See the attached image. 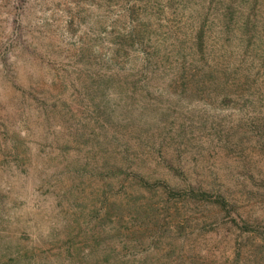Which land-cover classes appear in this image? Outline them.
<instances>
[{"label": "rangeland", "instance_id": "rangeland-1", "mask_svg": "<svg viewBox=\"0 0 264 264\" xmlns=\"http://www.w3.org/2000/svg\"><path fill=\"white\" fill-rule=\"evenodd\" d=\"M150 52L171 94L144 115ZM125 168L197 196L132 258L264 264V0H0V264H97Z\"/></svg>", "mask_w": 264, "mask_h": 264}, {"label": "trees", "instance_id": "trees-1", "mask_svg": "<svg viewBox=\"0 0 264 264\" xmlns=\"http://www.w3.org/2000/svg\"><path fill=\"white\" fill-rule=\"evenodd\" d=\"M144 67L140 70L132 68L133 84L129 99L133 102L149 101L143 110L144 115L157 110L154 107L160 99L171 94L169 89L163 92L156 89V76L165 71L164 65L156 58L154 52L143 57ZM155 68H154V67ZM186 74L179 78L185 81ZM144 106V105H143ZM143 117V116H142ZM143 127L136 126L135 130H144L149 120L143 118ZM141 122V120H139ZM139 125V124H138ZM128 168V167H127ZM119 169L103 176L99 182L101 191L97 199V264H147L148 258L131 257L126 251H131L135 245L143 246L147 238L158 237V230L172 227L180 216L179 203L184 197L196 198L195 194H181L164 178L153 179L140 173L136 168L127 173L128 169ZM101 174V172H100ZM124 175V176H121ZM78 220L76 214H73ZM127 235L134 243L128 244Z\"/></svg>", "mask_w": 264, "mask_h": 264}]
</instances>
